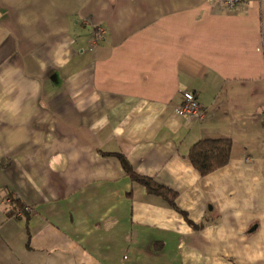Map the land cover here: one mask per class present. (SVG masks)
Listing matches in <instances>:
<instances>
[{"label":"crops","instance_id":"crops-1","mask_svg":"<svg viewBox=\"0 0 264 264\" xmlns=\"http://www.w3.org/2000/svg\"><path fill=\"white\" fill-rule=\"evenodd\" d=\"M211 139L231 159L202 177ZM4 162L0 264H264V0H0Z\"/></svg>","mask_w":264,"mask_h":264},{"label":"trees","instance_id":"trees-1","mask_svg":"<svg viewBox=\"0 0 264 264\" xmlns=\"http://www.w3.org/2000/svg\"><path fill=\"white\" fill-rule=\"evenodd\" d=\"M232 149L233 143L231 140H202L191 148L188 158L199 174L202 177H206L229 164ZM117 158L121 162L126 173L131 176L133 180L143 185L149 194L157 195L168 201L173 207L176 206V200L179 196L178 191L159 184L157 180L138 176L124 155L119 154ZM6 163H1L0 166H8L9 163ZM7 197V202L10 203L7 213L9 217L22 218L26 214L30 215L27 211H24L25 205L20 198L12 193H8ZM179 211L182 212L181 210ZM183 216L188 220V215L186 213H183Z\"/></svg>","mask_w":264,"mask_h":264},{"label":"built area","instance_id":"built-area-1","mask_svg":"<svg viewBox=\"0 0 264 264\" xmlns=\"http://www.w3.org/2000/svg\"><path fill=\"white\" fill-rule=\"evenodd\" d=\"M218 1L229 12H240L243 10V7L252 0H218ZM97 33L99 36H101L103 35L104 30L102 28H97ZM96 41H98V38L95 40V42ZM92 49H94V47ZM182 96H183V103L176 107V111L181 116L184 117L203 119L205 115V111L202 109L201 105L199 104L196 93L186 91L182 93ZM24 211H27L29 214L34 213V209L31 206H25Z\"/></svg>","mask_w":264,"mask_h":264},{"label":"rangeland","instance_id":"rangeland-1","mask_svg":"<svg viewBox=\"0 0 264 264\" xmlns=\"http://www.w3.org/2000/svg\"><path fill=\"white\" fill-rule=\"evenodd\" d=\"M94 44H95V45H98V41H96Z\"/></svg>","mask_w":264,"mask_h":264}]
</instances>
